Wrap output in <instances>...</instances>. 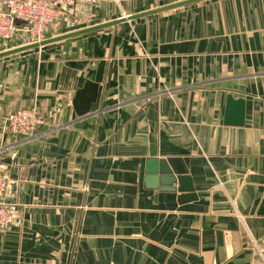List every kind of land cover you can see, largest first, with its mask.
I'll use <instances>...</instances> for the list:
<instances>
[{"label":"crops","instance_id":"0c3cea01","mask_svg":"<svg viewBox=\"0 0 264 264\" xmlns=\"http://www.w3.org/2000/svg\"><path fill=\"white\" fill-rule=\"evenodd\" d=\"M96 3L117 16L72 31L170 2ZM228 95L240 126L224 122ZM33 104L32 137L0 128L14 214L0 264H264V0H204L0 58V122ZM152 148L182 161L196 198L147 185Z\"/></svg>","mask_w":264,"mask_h":264},{"label":"built area","instance_id":"2783aa9c","mask_svg":"<svg viewBox=\"0 0 264 264\" xmlns=\"http://www.w3.org/2000/svg\"><path fill=\"white\" fill-rule=\"evenodd\" d=\"M80 0H2L0 8V42L7 43L24 36L21 46L43 41L46 28L67 15ZM44 124L37 105L9 112L0 122L2 133L10 136L32 137ZM9 175L0 160V230L14 222V214L6 203Z\"/></svg>","mask_w":264,"mask_h":264},{"label":"water","instance_id":"95a60500","mask_svg":"<svg viewBox=\"0 0 264 264\" xmlns=\"http://www.w3.org/2000/svg\"><path fill=\"white\" fill-rule=\"evenodd\" d=\"M204 0H182L175 3H171L165 6L157 7L155 9L122 17L113 21L95 25L92 27L72 31L56 37L44 39L37 43H31L17 48L9 49L7 51L0 52V58L8 57L17 53L32 50L38 47H42L51 43L69 39L72 37L80 36L90 32L98 31L108 27H115L118 24L130 22L139 18L147 17L160 12L169 11L172 9L188 6ZM89 93V94H88ZM96 93L94 84L87 82L84 87L76 93L74 100V106L79 115L87 114L90 104L95 101ZM244 120V101L242 99H234L231 95L227 97L226 111L224 116L225 124L240 126ZM156 153L153 148L150 152V158L146 161V183L151 188H157L160 190L173 191L171 186L174 183H178L180 186V192H187L189 195L182 197L181 199L196 198L193 194V189L190 183V178L187 176V170L184 168L180 159L170 158L167 160H158L155 158Z\"/></svg>","mask_w":264,"mask_h":264},{"label":"rangeland","instance_id":"374dc122","mask_svg":"<svg viewBox=\"0 0 264 264\" xmlns=\"http://www.w3.org/2000/svg\"><path fill=\"white\" fill-rule=\"evenodd\" d=\"M167 1L170 2L169 4H171L182 0H167ZM96 5H97L96 0H87V4L85 7L81 6V2L77 3L68 11L65 17L60 18L57 22L49 25L46 28L44 32V38L59 33L62 34L63 32L66 33L72 31L75 28L94 24L96 22L106 20L109 18H114L115 16H117V15L101 16L95 14L93 12V7H95ZM26 40L27 38H25L24 36L20 37L19 35L7 43L0 42V50L10 49L15 46H19L24 42L26 43L27 42Z\"/></svg>","mask_w":264,"mask_h":264}]
</instances>
